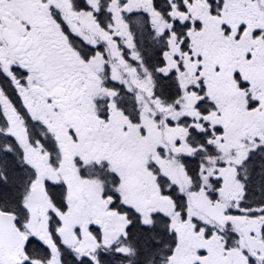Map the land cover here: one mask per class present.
I'll use <instances>...</instances> for the list:
<instances>
[{
  "label": "snow or ice",
  "instance_id": "snow-or-ice-1",
  "mask_svg": "<svg viewBox=\"0 0 264 264\" xmlns=\"http://www.w3.org/2000/svg\"><path fill=\"white\" fill-rule=\"evenodd\" d=\"M0 264H264V0H0Z\"/></svg>",
  "mask_w": 264,
  "mask_h": 264
}]
</instances>
